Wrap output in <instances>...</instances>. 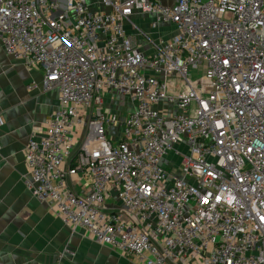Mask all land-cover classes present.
<instances>
[{
	"label": "built area",
	"instance_id": "2783aa9c",
	"mask_svg": "<svg viewBox=\"0 0 264 264\" xmlns=\"http://www.w3.org/2000/svg\"><path fill=\"white\" fill-rule=\"evenodd\" d=\"M134 11L175 29L152 54ZM0 44L58 90L24 151L36 201L142 264H264V0H0Z\"/></svg>",
	"mask_w": 264,
	"mask_h": 264
},
{
	"label": "crops",
	"instance_id": "0c3cea01",
	"mask_svg": "<svg viewBox=\"0 0 264 264\" xmlns=\"http://www.w3.org/2000/svg\"><path fill=\"white\" fill-rule=\"evenodd\" d=\"M157 1L172 6L176 0ZM136 30H140L139 36ZM125 31L137 38L143 53L152 54L153 44L169 39L175 29L134 11ZM57 96V89H44L39 68L7 55L0 44V116L4 122L0 128V264H142L133 256L97 244L85 230L64 224L51 203L36 201L25 189L26 144L32 134L43 135L49 116L57 108ZM103 100L111 106L107 97ZM127 105L129 111V102ZM82 136L83 130L75 133L76 145ZM73 182L76 192H88L84 178ZM105 208L120 210L113 198Z\"/></svg>",
	"mask_w": 264,
	"mask_h": 264
},
{
	"label": "rangeland",
	"instance_id": "374dc122",
	"mask_svg": "<svg viewBox=\"0 0 264 264\" xmlns=\"http://www.w3.org/2000/svg\"><path fill=\"white\" fill-rule=\"evenodd\" d=\"M191 78L196 79L197 76L195 73L191 72ZM107 96V100L111 103V106H108L106 110H108L111 114H115L117 118L121 119L124 117L126 111L128 110V100L117 94H109ZM127 103V104H126ZM116 130H113L115 133Z\"/></svg>",
	"mask_w": 264,
	"mask_h": 264
}]
</instances>
